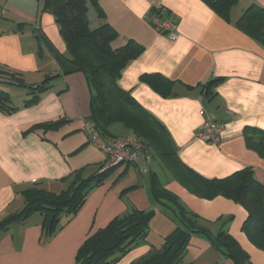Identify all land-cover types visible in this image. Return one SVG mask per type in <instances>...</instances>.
Masks as SVG:
<instances>
[{
  "label": "crops",
  "instance_id": "crops-1",
  "mask_svg": "<svg viewBox=\"0 0 264 264\" xmlns=\"http://www.w3.org/2000/svg\"><path fill=\"white\" fill-rule=\"evenodd\" d=\"M99 2L106 16L101 17L89 3L90 27L109 22L118 31L114 46L131 38L144 46L122 71L120 86L165 124L182 161L209 178L251 167L264 184V158L247 147L244 137L246 128L264 129V46L236 25L250 5L264 6V0H240L232 8L229 21L204 0ZM44 3L0 0V65L19 73L28 84L53 77L52 86L29 105H24L31 97L28 88L1 86L18 108L0 110V222L24 207L25 188L37 185L59 193L68 187L72 172L83 169L84 175H89L100 171L107 159L83 126L82 120L91 113L86 76L69 61L56 18L44 9ZM156 7L161 8L164 18L177 23V39H169L147 21L146 16ZM152 72L173 81L172 94L164 96L141 79L142 74ZM15 87L24 90L14 94ZM206 117L224 125L217 144L197 137ZM62 118L70 122L54 130L28 131L35 124ZM154 176L198 215L199 224L212 236L226 228L248 252L251 264H264V250L257 248L242 229L246 209L223 196L208 200L194 195L157 156H140L139 163L116 166L88 193L73 216L62 218L54 233L47 231L45 215L38 211L1 227L0 264H75L85 239L112 218L132 207L154 209L148 241L134 246L114 263L134 264L156 246L151 231L160 232L163 238L175 228L165 213L167 207L153 196ZM198 240L210 251L212 245L205 236L192 237V241ZM223 264L233 261L225 258Z\"/></svg>",
  "mask_w": 264,
  "mask_h": 264
},
{
  "label": "trees",
  "instance_id": "trees-1",
  "mask_svg": "<svg viewBox=\"0 0 264 264\" xmlns=\"http://www.w3.org/2000/svg\"><path fill=\"white\" fill-rule=\"evenodd\" d=\"M204 1L229 21L232 8L240 0ZM89 3L105 18L99 0H45L44 3V9L52 12L56 18L66 43L69 61L85 74L90 87L91 113L86 119L106 141L127 134L138 137L150 155L157 156L175 179L194 195L208 200L223 196L241 204L247 211L242 229L257 248L264 250V184L255 177L251 167L242 168L222 178H209L182 161L165 124L119 84L122 71L144 51V46L132 38L123 45L114 46L112 42L118 37V31L111 23L104 22L90 27ZM236 25L264 46V6L250 5ZM18 74L0 65V110L4 112L15 111L18 107L14 105L10 93L1 86L13 84L28 88L31 97L24 105L37 101L42 92L52 86L51 76L41 82L28 84ZM141 79L164 96L172 94L173 81L161 73H144ZM68 122L70 120L64 118L51 120L35 124L28 131L54 130ZM244 137L247 147L264 158V129L246 128ZM105 165L106 161L100 165V171L89 175H84L83 169L75 170L68 176V187L59 193L37 185L25 188L22 190L24 207L4 218L0 228L14 221H23L38 211L45 215L47 231L54 233L62 218L73 216L88 193L103 183L116 167L105 168ZM151 187L154 198L167 207L165 213L175 223V228L164 237L160 247H152L147 255L134 264H180L194 235L205 236L233 264H251L248 252L226 228L222 227L212 236L208 228L199 224L198 215L189 211L180 198L155 176ZM154 215V209L144 211L132 207L115 216L105 227L85 239L78 249L75 264L116 263L134 246L148 241L150 222Z\"/></svg>",
  "mask_w": 264,
  "mask_h": 264
},
{
  "label": "built area",
  "instance_id": "built-area-1",
  "mask_svg": "<svg viewBox=\"0 0 264 264\" xmlns=\"http://www.w3.org/2000/svg\"><path fill=\"white\" fill-rule=\"evenodd\" d=\"M161 11L162 10L157 9V11L147 15V21L169 39H177L179 36L177 23L172 19L164 18ZM201 112L205 113V110ZM82 121L90 140L103 149L107 155L105 168L108 166H117L126 162L139 163L140 156H144L146 159L151 157L147 147L138 137L129 135L106 141L97 134L90 121L87 119H83ZM223 127V123L206 117L197 132V137L207 142L217 144L221 140V131Z\"/></svg>",
  "mask_w": 264,
  "mask_h": 264
},
{
  "label": "rangeland",
  "instance_id": "rangeland-1",
  "mask_svg": "<svg viewBox=\"0 0 264 264\" xmlns=\"http://www.w3.org/2000/svg\"><path fill=\"white\" fill-rule=\"evenodd\" d=\"M19 90L23 91L24 89L15 87L12 88V93H19ZM151 234L155 240L154 243H156L155 247H160L164 242V237L160 238V232H155V230L151 231ZM225 258L226 257L217 251L213 246L211 247L210 251H206L203 249L201 241L198 240L194 242L191 239L184 259L180 264H223Z\"/></svg>",
  "mask_w": 264,
  "mask_h": 264
}]
</instances>
